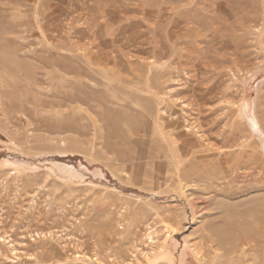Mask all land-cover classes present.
Returning <instances> with one entry per match:
<instances>
[{
  "label": "rangeland",
  "instance_id": "1",
  "mask_svg": "<svg viewBox=\"0 0 264 264\" xmlns=\"http://www.w3.org/2000/svg\"><path fill=\"white\" fill-rule=\"evenodd\" d=\"M0 264H264V0H0Z\"/></svg>",
  "mask_w": 264,
  "mask_h": 264
},
{
  "label": "bare ground",
  "instance_id": "2",
  "mask_svg": "<svg viewBox=\"0 0 264 264\" xmlns=\"http://www.w3.org/2000/svg\"><path fill=\"white\" fill-rule=\"evenodd\" d=\"M8 49V48H7ZM209 148V147H208ZM148 236V235H147ZM161 249V248H160ZM136 258V257H135ZM148 258V257H147ZM150 258V257H149ZM132 261V260H131ZM130 262V261H129Z\"/></svg>",
  "mask_w": 264,
  "mask_h": 264
}]
</instances>
